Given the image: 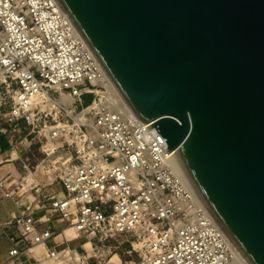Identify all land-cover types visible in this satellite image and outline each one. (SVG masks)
I'll use <instances>...</instances> for the list:
<instances>
[{
    "label": "built area",
    "instance_id": "built-area-1",
    "mask_svg": "<svg viewBox=\"0 0 264 264\" xmlns=\"http://www.w3.org/2000/svg\"><path fill=\"white\" fill-rule=\"evenodd\" d=\"M5 107L4 123L24 124L26 133L10 141L14 171L0 179V201H12L0 216L9 243L0 264L23 253L33 264H89L72 240L120 233L134 239L138 256L125 264H236L175 150L129 107L57 0H0Z\"/></svg>",
    "mask_w": 264,
    "mask_h": 264
},
{
    "label": "water",
    "instance_id": "water-1",
    "mask_svg": "<svg viewBox=\"0 0 264 264\" xmlns=\"http://www.w3.org/2000/svg\"><path fill=\"white\" fill-rule=\"evenodd\" d=\"M249 264H264V0H57Z\"/></svg>",
    "mask_w": 264,
    "mask_h": 264
},
{
    "label": "rangeland",
    "instance_id": "rangeland-1",
    "mask_svg": "<svg viewBox=\"0 0 264 264\" xmlns=\"http://www.w3.org/2000/svg\"><path fill=\"white\" fill-rule=\"evenodd\" d=\"M6 108L7 107L0 110V129L10 132L8 135L4 133L0 134L3 141L9 144L8 148L5 150H1L0 146V160H3L0 165L6 164L4 172L14 171L12 162L7 160V157L10 158L11 156L10 149L12 146L10 141L15 143L26 133L24 124H21V129H15L4 123L2 113ZM38 158L39 155L35 153L33 159ZM15 164L18 165V162L15 161ZM15 174L16 176L18 175L16 172ZM56 224L58 229L55 230V233H59L62 224ZM72 243L80 249L81 254L88 259L89 264H96L98 261H100L99 264H125L126 262L134 263L138 259L134 239L124 233L117 234L102 242L90 239L89 234H80L78 238L72 240Z\"/></svg>",
    "mask_w": 264,
    "mask_h": 264
},
{
    "label": "crops",
    "instance_id": "crops-1",
    "mask_svg": "<svg viewBox=\"0 0 264 264\" xmlns=\"http://www.w3.org/2000/svg\"><path fill=\"white\" fill-rule=\"evenodd\" d=\"M5 165L6 164L0 165V179L5 174L4 172ZM11 206H12L11 200H1L0 201V216ZM8 244L9 243L6 238L0 239V259L5 257ZM12 264H33V261L29 255L23 253L17 256L15 260L12 262Z\"/></svg>",
    "mask_w": 264,
    "mask_h": 264
},
{
    "label": "bare ground",
    "instance_id": "bare-ground-1",
    "mask_svg": "<svg viewBox=\"0 0 264 264\" xmlns=\"http://www.w3.org/2000/svg\"><path fill=\"white\" fill-rule=\"evenodd\" d=\"M176 166H177V168H178V170L181 172V174L183 175V177L189 182V184H190V186H191V188H192V190L194 191V188H193V186H192V184L190 183V181L188 180V178H187V176H186V174L180 169V167L178 166V164H177V162H176ZM195 192V191H194ZM193 192V193H194ZM196 193V192H195ZM197 195V194H196ZM75 233V231H73V230H71L70 231V234L71 235H73ZM225 233V232H224ZM226 235V234H225ZM230 240V239H229ZM231 241V240H230ZM233 244V243H232ZM234 245V244H233ZM235 247V246H234ZM235 249H236V254H237V262H236V264H249L246 260H245V258L242 256V254L239 252V250L235 247ZM35 250V253H37V254H39V255H41L42 254V252H43V250H41V249H39V248H35L34 249ZM41 264H66L63 260H60V261H56V262H52L51 260H49V259H46V258H44L43 259V257H41Z\"/></svg>",
    "mask_w": 264,
    "mask_h": 264
},
{
    "label": "trees",
    "instance_id": "trees-1",
    "mask_svg": "<svg viewBox=\"0 0 264 264\" xmlns=\"http://www.w3.org/2000/svg\"><path fill=\"white\" fill-rule=\"evenodd\" d=\"M0 146H1V149L2 150H5V149L8 148L9 144L6 143V142H4L3 139H2V137H0Z\"/></svg>",
    "mask_w": 264,
    "mask_h": 264
}]
</instances>
